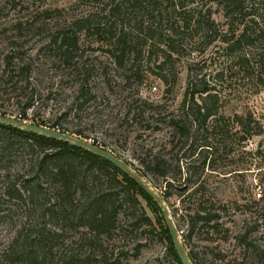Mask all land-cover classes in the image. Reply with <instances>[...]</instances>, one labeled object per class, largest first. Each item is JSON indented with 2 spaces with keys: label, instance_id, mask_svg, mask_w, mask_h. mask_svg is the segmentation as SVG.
I'll return each instance as SVG.
<instances>
[{
  "label": "rangeland",
  "instance_id": "obj_1",
  "mask_svg": "<svg viewBox=\"0 0 264 264\" xmlns=\"http://www.w3.org/2000/svg\"><path fill=\"white\" fill-rule=\"evenodd\" d=\"M194 1L197 3L193 5L199 4L204 13H208L211 6L217 22L226 20L221 7L210 0ZM142 2L138 7L136 0H0V59L10 51H19V62L21 58L32 61V81L40 82L45 78L44 82L55 83V92L37 100L26 112L17 92L0 89V112L13 117L25 113L30 122H55L69 111L78 84L84 79L85 74L78 75L74 65H89L92 67L89 85L95 98L85 103L83 109L77 111L75 107L69 111L60 119L61 125L69 129L68 132L83 127L85 134L105 144L136 170L141 166L135 157L143 156L147 149L165 154L173 174L181 166L184 180L179 183L174 179L172 186L167 187L171 196L166 203L178 230L183 231L182 239L183 236L188 238L187 248L195 254L196 263L264 264V77L261 79L250 71L239 70L224 56V45L218 41L209 43L210 39L202 32L190 29L177 36L179 53L171 55L163 64V71L158 66L164 61L162 50H166V46L156 45L151 50L146 45L142 60L136 63V67L141 65L143 79H127L134 62L133 53L126 65L120 67L108 51V41L80 31L74 22L94 14L103 24L116 22L115 28L124 25L125 30L135 36L142 21L147 25L150 22L158 24L160 20L157 12H145L143 7L148 4L145 0ZM118 3H122L121 13L109 15L110 8ZM169 6L170 0H166L162 9ZM254 11L264 16V5ZM174 19L164 21L162 26L168 28L170 25L171 32ZM66 33L79 37L74 59L69 61L46 48L53 36ZM141 45H144L143 40ZM156 72L165 74L169 82L166 84ZM197 76L205 78L218 93L220 112L227 120L224 130L231 131L227 135L221 129H210L213 150L203 168L200 159L188 158L187 148L180 149L181 143L176 139L170 143L174 133L171 119L182 115L190 77ZM135 113L137 119L133 118ZM235 114L251 115L263 127L261 135L254 134L239 146L230 137L236 130L232 123ZM252 127L253 134L258 128L255 123ZM11 164L16 168L19 162L14 159ZM198 176L205 190L203 194L194 195L193 180ZM146 178L159 193L166 190L160 176L150 173ZM184 187L185 191L181 192ZM258 192L262 195L258 196ZM140 201L146 215L156 225L157 214L145 200L140 198ZM200 202L206 208L218 210L221 218L210 223L201 220L192 230L191 209ZM27 221L25 210L7 200L0 187V254L17 226ZM29 222L35 223L34 220ZM122 223L124 229L116 231L111 241L120 248L124 246L122 264H177L161 240L158 228L153 232L141 229L131 232V227ZM215 223L218 225L212 226ZM73 233L66 232L65 236ZM136 244H141L138 252Z\"/></svg>",
  "mask_w": 264,
  "mask_h": 264
},
{
  "label": "trees",
  "instance_id": "obj_2",
  "mask_svg": "<svg viewBox=\"0 0 264 264\" xmlns=\"http://www.w3.org/2000/svg\"><path fill=\"white\" fill-rule=\"evenodd\" d=\"M145 1L148 5L143 7L144 11L157 12L160 20L158 24L150 22L147 25L142 21L139 24V33L135 36L125 30L124 25L117 29L116 22L103 24L94 14L74 22L80 31L98 35L99 40L108 41V51L120 67L126 65L127 58L133 53L134 62L128 70L127 79H143L141 65L136 67V63L142 60V51L146 45L151 50L156 45L166 46V50H162L164 61L158 66L163 71V64L170 60L171 55L179 53L177 36L190 29L196 33L202 32L204 37L210 39L209 43L218 41L224 45V56L230 58L239 70L250 71L261 79L264 77V16L254 11L256 7H263L264 0H210L223 10L226 19L223 23L214 18L211 6L208 13H204L199 4L193 5L197 3L194 0H170V9L165 10L162 9V4L166 0ZM142 3V0H136L135 6L141 7ZM121 4L112 6L109 15L121 13ZM171 19L174 22L170 32L169 24H165L169 25L168 28L162 25L164 21ZM141 40L144 45L140 46ZM78 41L77 35L70 37L68 33L62 36L57 34L46 48L69 61L74 59ZM19 53L10 51L0 59V89L9 88L17 92L24 102L26 112L43 96H51L55 92V83L44 82L45 78L40 82L36 79L35 82L32 81V61L26 62L21 58L19 62ZM74 69L78 75L85 76L78 84L76 96L69 106L70 112L75 107L77 111L83 109L85 103L95 98L89 85L92 67L83 64L74 65ZM156 74L166 84L169 82L162 72ZM219 100L218 93L214 92V88L205 78L190 77L182 115L171 119L174 133L170 143L176 139L177 143H181L180 149L187 148L188 158L193 160L197 157L201 160L202 168L209 152L213 150V144L209 140L210 129H221L227 135L231 132L224 130L227 120L220 112ZM69 111L64 115L67 116ZM1 114L4 116L7 113ZM136 114L134 119L138 117ZM64 115L59 116L53 123L33 120L34 123L68 132L70 130L60 123ZM18 118L29 119L25 113ZM232 123L236 130L230 137L239 146L254 134L261 135L263 132V127L251 115L235 114ZM253 123L258 129L252 134ZM71 133L86 139L91 138L85 134L83 127ZM97 142L99 141L94 139V144ZM99 144L107 148L105 144ZM14 159L19 162L16 168L11 164ZM135 159L141 166L138 170L145 177L153 173L164 180L166 190L162 195L165 200L171 196L167 187L172 186L173 180L176 179L179 183L184 180L181 166L173 174L165 154L153 153L151 149H147L143 156H136ZM198 180L199 176L193 180L194 195L203 194L205 190L202 181ZM0 187L7 200L25 210L27 220L35 221L32 224L27 221L17 226L8 245L0 254V264H122L124 246L120 248L111 244L113 234L124 229L120 225L122 222L131 227V232L135 229L153 232L158 228L169 255L177 264H182L158 203L113 163L84 148L0 124ZM183 191L185 187L182 188L181 192ZM140 198L157 214L156 225L146 215ZM191 210L192 230L201 220L210 223L221 218L218 210L206 208L202 202ZM217 225L212 224L214 227ZM70 231L75 233L65 236ZM183 241L188 246V238L183 236ZM140 247L141 244H136L135 251L138 252ZM190 256L195 261V254L191 250Z\"/></svg>",
  "mask_w": 264,
  "mask_h": 264
},
{
  "label": "water",
  "instance_id": "obj_3",
  "mask_svg": "<svg viewBox=\"0 0 264 264\" xmlns=\"http://www.w3.org/2000/svg\"><path fill=\"white\" fill-rule=\"evenodd\" d=\"M0 124L13 126L25 131L41 134L46 137H51L70 143L72 145L84 148L113 163L121 171H123L134 181H136L158 203L166 219L173 245L182 264H196V262L190 256V252L188 251L187 246L185 245L182 237L179 234L178 227L170 213V209L166 203L165 198L158 192V190L152 185V183L139 170H136L129 162L119 157L113 151L103 146L94 144L93 142L88 141L87 139L71 132L47 127L13 116L0 115Z\"/></svg>",
  "mask_w": 264,
  "mask_h": 264
},
{
  "label": "built area",
  "instance_id": "obj_4",
  "mask_svg": "<svg viewBox=\"0 0 264 264\" xmlns=\"http://www.w3.org/2000/svg\"><path fill=\"white\" fill-rule=\"evenodd\" d=\"M88 141H91V142H93L94 143V139L93 138H89L88 139ZM97 145H100L101 146V144H99V142H97ZM258 196H261V193L260 192H258V194H257ZM183 233V231H180L179 230V234H180V236H181V234Z\"/></svg>",
  "mask_w": 264,
  "mask_h": 264
}]
</instances>
